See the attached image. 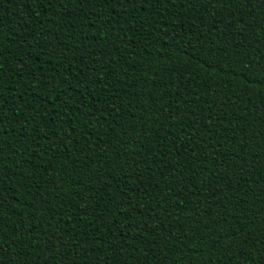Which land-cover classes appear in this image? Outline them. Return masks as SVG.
Returning a JSON list of instances; mask_svg holds the SVG:
<instances>
[{
	"label": "trees",
	"instance_id": "16d2710c",
	"mask_svg": "<svg viewBox=\"0 0 264 264\" xmlns=\"http://www.w3.org/2000/svg\"><path fill=\"white\" fill-rule=\"evenodd\" d=\"M217 7L220 8V5H217ZM253 7L255 8L253 16H257L261 12V7L256 5H253ZM35 9L36 6L31 3H23L20 0H2L0 2V17H3L5 21L4 35H9L10 28L13 31H19V29L12 28L14 24L36 28L37 25L31 23L35 19V16L32 15ZM233 10L237 12V15L242 11L240 7H236ZM128 11L132 12L136 17H150L152 22L151 29L149 25L141 28L136 20L126 18L123 21L125 32L121 33L117 31L120 25H117L115 19H113L109 24V27L113 28V31L105 35V32L100 30V26L102 21H108L109 12L97 9L96 14L92 15L88 8L85 9V13L91 15V19L95 21V26L84 18V13L79 15L73 13L77 17L79 25H87L84 27L78 26L75 31L71 27H66L65 22L59 16L55 17L56 23L54 25H49L52 31L61 37V40L57 41L60 48H72L73 45L81 46L88 43L92 45V49L84 47L83 51L76 53V56H79L83 60V64H80L79 67H84L85 65L91 67L90 61L94 57L99 59L103 56L104 52H114L119 47L120 52L115 53L117 59L111 66L113 75L112 77L105 78L104 82L112 81L115 83L116 79L120 78L119 73L123 69H127V76L122 77L124 80L123 87L119 84L116 87L119 88V95L121 97L118 103H120L123 111L128 114L124 115L122 120L118 115L115 121H113L111 116H108L107 119L111 124V128H109L108 124L98 123L99 113L96 114V118H87V128H84L82 123L86 118L78 114L72 115L71 112L67 117H63L65 124L58 122L56 124H49L52 133H55V135L51 136V142H56V136L61 135L68 123L76 126V135L80 136L79 150H77V146H74L73 143L67 140H64V143L68 147L61 149V153H71L72 160H77L76 164H72V160H63L62 154L57 156L54 163H49L52 160V154H45L40 151L41 148L47 150L49 142L43 140L37 141L30 135L24 141L23 148L20 149L22 154L16 156L14 162L7 159L12 149L6 148V170L8 176L11 178L8 179L5 187L11 185V192L14 196L18 197V202L14 199L12 207L4 212L7 221L5 231L10 236L13 234L21 236L23 234V248L28 250L26 258L33 260L34 264H71L73 260L76 264H99L108 255H111L112 264H145V261H147V264H161V262L162 264H242V249L234 250L231 255L227 254L226 249H221L220 252H217L210 244V237L223 235L225 228L228 227V225L221 226L216 223L220 218L218 214L226 211L228 213L229 224L233 228H236L239 225L233 220V217L238 218L247 213L251 217L249 221L251 223L256 219V216L253 214L258 213L262 204H264V192L260 189V184L264 181V168H262L260 163L264 161V136L259 137V147L256 146L257 140L253 137V133H259L264 130V119H262L264 118V86L247 83L236 75L235 69L238 58L235 56L232 57V69H230L228 66L229 61L225 60L222 56L218 57L217 60L219 67L214 66L209 68L207 61H205L206 64L202 65L197 59L204 58L202 52H207V47L202 51L193 53V56H197V59L183 54L182 49L184 47L191 48L195 46V40H193V44L191 45L186 44L187 38L185 34L189 31V26L192 24V21L187 19V6L184 9H181L179 5L176 8H172L171 5L168 6L167 11L172 15L171 24L167 29L160 26L163 23L169 22V17L164 14V9L160 10L159 16L151 9L147 12H136L129 8ZM200 11L204 12L206 10L201 8ZM211 11L214 15V10ZM49 12L51 13L52 10L50 9ZM182 12L185 15H182ZM193 12H196V9H193ZM243 12L245 13L244 19L252 25V28H249L244 35L236 36L235 39L229 33L227 39L231 40L233 45L241 44V58H244V53H247L248 57L258 58L261 54H264V26H257L251 17L246 15L248 12L247 8H244ZM221 13L225 17L224 24L229 23L233 19L223 8H221ZM196 14L199 15V13ZM113 16H115V13H113ZM210 18L209 15H205L204 17L205 21H208ZM25 21H28L27 25H25ZM71 23V20L67 21V24ZM237 27L239 25H235L233 31ZM130 28L132 30H129ZM135 29L140 30L136 31ZM253 29L255 30L253 31ZM150 30H155L153 35L148 34ZM165 30H167V35H164ZM177 31L179 32V36L177 37L178 44H173L170 37L175 35ZM249 35L252 40L251 45L249 40L245 39V36ZM85 37H87L86 40L84 39ZM221 39L223 40V38ZM119 40L127 42V50L124 49L123 45L118 44ZM257 41L260 43L259 48L255 47ZM141 43L145 47H139ZM169 45H172V47L170 48ZM93 49L95 50L94 52ZM165 49H167V55H165ZM37 51L38 49L33 45L31 52L36 53ZM120 53L123 55L121 56ZM161 56H164L163 60L160 59ZM69 60L74 67L77 66L74 57L70 56ZM165 64L178 66L180 71L183 72L182 79L175 81L174 84H170V91L174 94L178 93L184 98L179 101V104L174 102L173 97H168L166 102L162 101L161 103H165L167 114L170 117H174L176 115L173 111L174 109H179L182 113H190L192 109H195L198 115L193 117V119L197 121L203 119L204 123L211 129L212 139L210 143L215 145V147H208L207 152H205V146H201L197 151L204 153L205 156H207L208 152L216 156V160H211V157H207L210 160L208 175L213 180L215 176H222L223 181L213 183L214 191L212 193H208L207 185H203V190L206 194L211 195V199L205 200L204 196H201L198 206L195 204L194 197L190 194H182L180 197V199H187L189 201L187 215L194 218L195 213L199 211L203 215L204 224H207V228L204 227V224L197 225L191 221L182 226L179 223L180 216L177 215L179 209L173 211L170 219L160 223L164 214L158 215L160 210L157 208L155 212L151 213V216L156 219L159 227L152 230L153 219L149 218L146 210L141 214L142 205L138 203L145 184L154 182L147 172H144L145 183L141 184L139 189L129 193L131 204L136 205V211L133 214L131 209L127 210L130 223L126 226L121 223L125 218L124 214L118 212L116 207H112L110 212H105L102 219L97 218L100 216L101 211L104 210L105 205L108 204L109 199L116 202L124 200V196L120 194L117 187L119 176L115 180L109 179L107 181L93 179L90 186L89 184L79 183L84 178L86 172L91 175V172L97 168V164H85L78 160L81 153L87 151L84 147L85 140H87L88 145L93 151H95V145L99 140H103L105 142L104 146L107 147L108 143L115 137L116 131L119 130L117 125L124 123L125 127L128 128V137L125 138L128 143L125 147L127 152L132 154L133 159H137L143 157L145 153L136 144L131 143V138L135 137L137 141L141 140L144 131L140 127L141 121L144 122L145 128L151 126L153 130H156L158 122L165 132L168 130L166 126L170 125L173 121L164 120L160 113L153 114V97L148 95L156 80V71ZM32 67L37 69L39 82L36 80H26L25 84L32 83L34 85L32 103H35L42 100L44 94L50 91V89L45 87L37 66L33 64ZM51 67V63L45 65V69ZM100 67L101 65H96L97 74H99ZM57 68L59 70V66ZM85 71L87 74V68H85ZM47 74L51 75V73ZM160 75L164 76L166 80L174 79L164 72H160ZM15 79L17 81V88L16 93H12V95L24 90L19 83L21 77L17 76ZM73 83H75V80H73ZM130 84L134 87L129 88L128 85ZM185 85H187V88ZM224 85H227V87ZM65 87V84L58 85L61 92H63ZM100 87H103V84L93 85V88ZM141 90L142 94L139 100L133 95L132 107L129 109L127 106L128 95ZM87 91L88 89H85V102L90 105L92 101H95L96 107L105 105V101L100 100L101 95H110L109 92L103 91L99 94L94 93L93 97H88ZM115 91L116 89H113V92ZM161 91H163V88H161ZM69 95L73 97L72 108L74 109L80 102L79 90L69 93ZM156 95H159V92ZM219 97H223V100L219 99ZM66 98L65 96H61L60 102H63ZM80 107L83 111H87L84 105H80ZM45 118L48 119L47 116ZM60 118V114L58 113L57 121ZM221 121L223 122L221 123ZM179 126V124L176 125L177 128ZM197 126H199V123ZM133 128H135V131H133ZM225 128L230 131L225 132ZM245 128L247 129V133L244 131ZM89 130L92 132V135L89 133L90 137L85 135ZM172 131L175 132V129ZM188 131H192V128L189 127ZM225 137H228V139H225ZM242 137H245V139H241ZM14 139V135L9 136L8 143H14ZM220 141H223L224 144L222 149L219 146ZM144 142L147 143V141ZM236 145L242 147L238 148L235 155H233L229 152V149ZM120 146L121 141L116 140L115 148H120ZM133 149H135V152ZM108 154L110 156L114 155L115 151H110ZM186 155V153L182 152L179 157L180 161H185ZM221 156H223V160H220ZM245 156H247L250 164L253 160L257 161V163L254 169H245L243 178L237 181V177L232 175V172L234 168L239 167L241 160ZM236 157H239V159H236ZM96 159L100 161L103 157H96ZM127 159L128 156L125 155L117 163H122ZM217 160L225 167L221 168L217 164ZM69 165L75 171H72ZM148 166H151L155 170L156 165L152 162H150V165L141 164L140 170L143 171ZM193 168L199 172V177L193 181V185H197L205 178V173L199 171V167L193 164L185 167L186 175L191 176ZM53 169L55 170L53 171ZM117 171L118 169L113 167L109 176L115 175ZM14 172L21 175L19 177L13 176L12 173ZM29 174H34L36 180L40 181V189L45 190L44 195L49 202L45 204L41 201L35 204V208L41 209L40 212H36L35 208H32V204L34 203L33 197L28 195L27 189L23 187H19L18 189V185L23 183ZM126 175L131 176L132 185L138 183L137 177L132 175L131 170H128ZM156 178L167 179L169 185L172 184L170 176L161 177L158 173ZM48 181H54V183H49ZM228 181H231L232 193H227ZM34 183L35 181L33 180L27 181L28 186L32 188L33 194L36 192L35 187H33ZM241 185L244 187L242 188ZM130 186L126 181L125 191ZM57 187L61 189L59 198H57V194L54 191ZM90 187L91 191L95 192V195L89 200L86 197L91 194ZM183 188L187 189L188 193L192 190V186L187 183L183 184ZM215 189L219 191H215ZM109 193L111 194L110 196ZM152 195L158 202L159 197L156 193L153 192ZM225 195L233 197L231 203L224 199ZM257 198H260V202H257ZM144 200L147 201L148 197L144 196ZM85 204L88 205L89 214L84 217L82 223H77L81 219L83 205ZM144 207L147 208V206ZM14 209H19L24 213L23 226L18 230L17 222L20 217L12 215ZM92 209H96V211L93 212L91 211ZM205 209L211 212L212 215L209 216ZM29 210H31V216L27 215ZM53 212L56 213V219L49 221V217L52 216ZM61 213H66L64 216L65 224L68 218L72 217V224L67 225L63 233L64 240L70 245L75 240V248L79 249V251L69 247L63 251V255H60L59 245H57V248L53 249L52 252H49L46 247H36L33 254L32 248L36 246V243L39 242L43 246L44 241L48 239L42 233L48 229L49 223L53 225L54 231L49 230L48 235L56 236L60 234L61 225H58L56 220L61 218ZM261 218H264V216ZM30 222L31 240L27 239L28 232L25 230V226H28ZM42 222L43 227H39ZM85 225H89L87 230H85ZM73 226H75L76 231L81 233L80 236H75L72 231L68 230ZM162 232H164L163 235L161 234ZM245 234L249 236L250 240H255V232L249 231ZM89 236H91V240L88 239ZM194 236L202 239H194ZM84 241L87 242L85 243ZM9 243L11 244L12 241L9 240ZM20 245L21 240H17L12 247L17 248ZM98 245H102V247L98 248ZM121 245H123V254H121ZM247 247L249 255L255 256L257 252L256 247L252 244ZM53 255H57L58 259L53 260Z\"/></svg>",
	"mask_w": 264,
	"mask_h": 264
},
{
	"label": "snow or ice",
	"instance_id": "6c2138e0",
	"mask_svg": "<svg viewBox=\"0 0 264 264\" xmlns=\"http://www.w3.org/2000/svg\"><path fill=\"white\" fill-rule=\"evenodd\" d=\"M0 2H2V0H0ZM20 2L31 3L36 6L35 12L32 13L35 19H33L31 23L36 24L37 27L31 28L14 24L12 28L19 29V31H13L10 28L9 35L5 36V21L3 17H0V264H34L33 260L26 258L28 250L23 248V234H21V236H16L15 234L10 236L5 231L7 221L4 212L12 207V201L14 199L18 202V197L14 196L11 192V185L5 187L8 179L11 178L8 176L6 170V148L12 149L7 159L14 162L16 156L22 154L20 149L23 148L24 141L30 135L37 141L43 140L49 142L47 150L43 148L40 149V151L45 154H52V160H50L49 163H54L57 156L61 154L63 160H72V154L68 152L61 153V149H66L68 147V145L64 143V140H67L73 143L74 146H77V150H79L80 136L76 135V126L68 123L64 127L61 135L56 136V142H51V136L55 135V133H52L49 124H56L57 122L65 124L63 117H67L71 112L72 115L78 114L84 116L86 119L82 123L83 127L87 128V118H96V114L99 113L98 123L108 124L109 128H111V124L107 119L108 116H111L113 121H115L118 115L122 120L123 116L128 114L123 111L120 103H118L121 97L119 95V88L116 87L117 84L123 87L124 80L122 77L127 76V69L125 68L119 73L120 78H117L115 83L112 81L104 82L105 78L112 77L113 75L111 66L117 59L115 53L120 52L119 47H117L114 52H104L103 56L99 59L94 57L93 60L90 61L91 67L88 65L79 67L80 64H83V60H81L79 56H76V53L83 51L84 47L92 49V45L88 43L81 46L73 45L72 48H60L57 41H60L61 37L56 35L49 26L56 23V16H59L61 20L65 22L66 27H71L75 31L78 26L84 27L87 25H79L77 17L74 16L73 13L77 15L84 13V18L95 26V21L91 19V15L85 13V9L88 8L92 15L96 14L97 9L108 11V21H102L100 26V30L107 35L113 31V28L109 27L113 19H115L117 25H120L117 31L121 33L125 32L123 21L126 18L129 20H136L141 28L145 25H149L151 29L152 22L150 17H136L132 12L128 11L129 8L136 12H147L151 9L156 12L157 16H159L160 10L164 9V14L169 17V22L163 23L160 26L167 29L171 24L172 15L167 11L168 6L171 5L172 8H176L177 5H179L181 9L187 6V19L191 20L192 24L189 26V31L185 34L187 38L186 44L191 45L193 44V40H195V46L191 48L184 47L182 49L183 54L186 56H193L194 52L202 51L207 47L208 51L202 52L203 59H197V56H193V59L199 60L202 65L206 64L205 61H207V66L211 68L214 66L219 67L217 60L218 57L222 56L225 60L229 61L228 66L230 69H232V57L235 56L238 58L235 69L236 75L247 83H255L264 86V54H261L258 58H252L248 57L247 53H244V58H241V44L233 45L232 41L227 39L229 33H231L233 39H235L236 36H242L249 28H252V25L244 19V8L248 9L246 15L251 17L257 26H264V0H20ZM217 5H220V8H218ZM253 5L261 7V12L257 14V16H253V12L255 11ZM236 7H240L242 10L239 15L233 10ZM201 8L206 11L201 12ZM221 8L225 9L228 15L233 17L227 24H224L225 17L221 13ZM50 9L52 10L51 13L49 12ZM193 9H196V12H193ZM211 10H214V15ZM113 13H115V16H113ZM196 13H199V15ZM181 14L185 15L183 12ZM205 15H209L211 18L205 21ZM68 20H71L72 23L67 24ZM197 21H199V23H197ZM27 24L28 21H25V25ZM221 25H223V27H221ZM235 25H239V27L233 31ZM129 30L132 29L130 28ZM135 30L139 31L140 29ZM254 30L255 29H253V31ZM154 31L155 30H150L148 34L153 35ZM167 34V30H165L164 35ZM178 36L179 32L177 31L175 35L170 37L173 44H178ZM160 38L162 39V37ZM221 38H223V40ZM84 39L86 40L87 37ZM245 39L249 40L251 45V36H245ZM118 44L123 45L124 49L127 50V42L125 40H119ZM33 45L38 49L36 53L31 52ZM139 47L143 48L145 46L141 43ZM169 47L171 48L172 45H169ZM255 47H260L259 41L255 43ZM94 51L93 49V52ZM120 55L122 56L123 54L120 53ZM165 55H167V49H165ZM70 56L75 58L77 66H73L72 62L69 60ZM160 59L163 60L164 56H161ZM49 63H51L52 67L45 69V65ZM33 64L39 69V74L43 79L45 87L50 89V91L44 94L42 100L35 103H32L34 85L32 83L25 84L26 80H36L39 82L37 69L32 67ZM97 64L101 65L99 74H97ZM57 66H59V70ZM85 68H87V74ZM160 72L167 73L174 79L166 80L164 76L160 75ZM47 73H51V75ZM73 73H75V75H73ZM17 76L21 77L19 83L24 90L12 95V93H16L17 81L15 77ZM182 78L183 72L180 71L178 66L165 64L156 71V80L148 93V95L153 97V114L160 113L164 120H172L173 122L166 126L168 130L165 132L164 129L159 126L158 122L157 129L153 130L151 126L145 128L144 122L141 121L140 127L144 129L142 138L137 141L135 137H132L131 143L136 144L137 147L145 153L143 157L133 159L132 154L127 152L125 145L128 141H126L125 138L128 137V128L125 127L124 123H119L117 125L119 130L116 131L115 137L108 143L107 147L104 146L105 142L103 140H99L95 145V151H93L88 145L87 140H85L84 147L87 151L81 153L78 160L85 164H97V168L95 171L91 172V175L86 172L84 178H82L79 183L89 184L90 186L93 179L97 181H107L109 179L115 180L116 177L119 176L117 187L119 188L120 194L124 196V200L119 202L109 199L108 204L105 205L104 210L101 211L100 216L97 217L98 219H102L105 212H110L112 207H116L117 211L123 213L125 217L121 223L125 226L128 225L130 223V217L127 210L131 209L133 214H135L136 211V205L131 204L129 193L139 189L140 185L145 183L144 172H147L154 182L145 184L143 193L139 196L138 203L142 205L141 214L146 210L149 218L153 219L152 230L159 227L156 223V219L151 216V213L155 212L157 208L160 210L158 215L164 214L160 223L170 219L173 211L179 209L177 215L180 216L179 223L182 226L189 221L197 225L204 224L203 215L199 211L195 213L194 218L187 215L189 211V201L187 199H180V197L182 194H190L194 197L195 204L198 206L201 196H204L205 200L211 199V195L206 194L203 190V185H207V192L212 193L214 191L213 183L216 181H223V177L215 176L213 180V178L208 175L210 160L207 157H211V160H216V156L210 152L205 156L204 153L197 151L201 146H205V152H207L208 147L214 148L215 145L210 143L212 139L211 129L204 123L203 119L199 121L193 119V117L198 115L195 109H192L190 113H182L179 109H174L173 111L176 115L170 117L167 114L165 103H161L162 101L166 102L168 97H173L174 102L179 104V101L184 97L178 93H172L170 91V84H174L175 81ZM73 80H75V83H73ZM59 84L66 85L63 92L59 91ZM101 84H103V87L93 88V85ZM224 86L227 87V85ZM128 87L132 88L134 86L130 84ZM185 87L187 88V85H185ZM161 88H163V91H161ZM85 89H88V97H93L94 93L99 94L103 91L109 92L110 95H101L100 100L105 101V105L96 107L95 101H92L90 105L85 102ZM113 89H116V91L113 92ZM77 90H79L80 102L73 109V97L69 95V93L76 92ZM157 92H159V95H156ZM141 94L142 90L128 95L127 106L129 109L132 107L133 95L139 100ZM61 96L67 98L64 99L63 102H60ZM219 99L223 100V97H219ZM185 103L187 105V101ZM225 103H227V101H225ZM80 105H84L87 111H83ZM58 113L61 117L59 121H57ZM46 116L48 119L45 118ZM222 122L223 121H221V123ZM198 123L199 126H197ZM177 124L180 125L179 128L176 127ZM29 125H31V127H29ZM189 127L192 128V131H188ZM173 129H175V132L172 131ZM133 131H135V128H133ZM224 131L229 132L230 130L225 128ZM244 131L247 133L246 128ZM89 133L92 135L91 130L85 135L90 137L91 135ZM13 135L15 136L14 143H8L9 136ZM260 136H264V130L259 133H253V137L257 140V147L260 146ZM225 139H228V137H225ZM241 139H245V137ZM116 140L121 141L120 148H115ZM144 141H147V143ZM219 146L221 149L223 148V141L219 142ZM241 147L240 145H236L230 148L229 152L235 155L237 149ZM110 151H115V154L110 156L108 154ZM133 151L135 152V149H133ZM182 152L187 154L183 162L179 159ZM125 155L128 156V159L118 164L117 161L121 160ZM100 156H102L103 159L98 161L96 157ZM236 159H239V157H236ZM220 160H223V156L220 157ZM150 162L156 165L155 170H153L151 166L146 167L143 171L140 170L141 164L150 165ZM216 162L221 168L225 167L219 160ZM76 163L77 160H72V164ZM256 163L257 161L253 160L250 164L247 156H245V158L241 160L239 167L233 169L232 175L236 176L237 181H239L243 178L245 169H254ZM260 163L262 168H264V161ZM193 164L199 167V171L205 173V178L197 185H193V181L199 177V172L193 168V174L191 176L185 173V167ZM113 167L117 168L118 171L115 175L109 176ZM69 168L75 171V169L71 168V165H69ZM54 170L55 169H53V171ZM128 170H131L132 175L137 177L138 183L135 185H132L131 176L126 175ZM158 173L161 177L170 176L172 178V184L169 185L167 179H157ZM12 175L19 177L21 174L14 172ZM28 180L35 181L33 185L36 189L35 194H33L32 188L28 186ZM126 181L128 185H131L127 187V191H125ZM48 182L54 183V181ZM185 183L192 186L190 193H188L187 189L183 188V184ZM228 185L227 193H232L233 188L231 186V181H228ZM19 187L27 189L28 195L33 197L34 203L32 204V208H35V204L41 201L45 204L49 203L44 195L45 190L40 189V181L36 180L34 174L27 175L24 182L18 185V189ZM109 187H111V185H109ZM241 187L243 188L244 186L241 185ZM260 189L264 192V181L260 184ZM54 191L57 194V198H59L61 189L57 187ZM215 191L219 190L215 189ZM90 192L91 194L87 196L86 199L90 200L95 195V192L91 191V187ZM153 192L159 197L158 202L154 199L152 195ZM110 195L109 193V196ZM144 196L148 197L147 201L144 200ZM232 198L233 197L230 195L224 196V199L229 203H231ZM257 202H260V198H257ZM144 206H147V208ZM35 211L40 212L41 209L35 208ZM91 211L95 212L96 209H92ZM205 211L209 216L212 215L207 209H205ZM88 214V205L85 204L83 205L81 219L77 221V223H82L84 217ZM12 215L20 217L17 222L18 230L23 226L24 213L19 209H14ZM27 215H32L31 210L28 211ZM65 215L66 213H61V218L56 220V223L61 225L60 234L49 236L48 231H54L53 225L49 223L48 229L42 233V235L47 236L48 239L44 241L43 246L37 242L36 246L32 248L33 254L35 253L36 247H46L49 252H52L53 249L57 248V245H59L60 255H63V251L69 247L79 251V249L75 248V240L72 241L71 245L64 240L63 233L67 225L72 224V217H69L65 224ZM218 215L220 218L216 223L221 226L228 225V227L225 228L223 235L210 237L212 248L217 252H220L221 249H226L228 255H231L236 249H242V264H264V218H261L264 216V204H262L258 213L253 214L256 216V219L251 223L249 222L251 217L247 213L238 218L233 217V220L239 225L236 228H233L229 224L228 213L226 211ZM55 219L56 213L53 212L52 216L49 217V221ZM30 227L31 222L28 226H25V230L28 232L27 239L29 240L32 239ZM39 227H43V222ZM88 227L89 225H85V230H87ZM204 227L207 228V224H204ZM68 230L72 231L75 236L81 235L79 231L75 230V226ZM249 231L255 232L254 241L250 240L249 236L245 234ZM233 233H235V235H233ZM161 234L163 235L164 232ZM168 234L170 235V233ZM193 238L202 239L195 236ZM88 239L91 240V236H89ZM9 240L12 241L11 244ZM17 240H21V245L20 247L13 248L12 245L15 244ZM222 241L227 243L225 244ZM84 242L86 243L87 241ZM250 244L254 245L257 249L255 256L249 255L247 246ZM97 247L100 248L102 245H98ZM121 254H123V245H121ZM52 259L56 260L58 256L53 255ZM71 264H76V262L73 260ZM99 264H112L111 255L105 256ZM145 264H147V261H145Z\"/></svg>",
	"mask_w": 264,
	"mask_h": 264
}]
</instances>
